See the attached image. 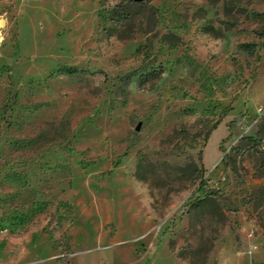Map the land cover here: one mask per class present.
<instances>
[{
    "label": "rangeland",
    "instance_id": "rangeland-1",
    "mask_svg": "<svg viewBox=\"0 0 264 264\" xmlns=\"http://www.w3.org/2000/svg\"><path fill=\"white\" fill-rule=\"evenodd\" d=\"M260 108L264 0H0V264H264Z\"/></svg>",
    "mask_w": 264,
    "mask_h": 264
},
{
    "label": "trees",
    "instance_id": "trees-1",
    "mask_svg": "<svg viewBox=\"0 0 264 264\" xmlns=\"http://www.w3.org/2000/svg\"><path fill=\"white\" fill-rule=\"evenodd\" d=\"M209 1L213 4H216V3L220 2L221 0H209ZM246 47L252 48L251 46H246ZM230 130H231V128H230ZM231 137H232V133L229 135V137H227L225 140H223L222 144L225 143L227 140H229ZM261 144L262 143L260 141H258L257 146H261ZM212 194H213V192L211 191V189L205 184V182H202L200 184L199 190L196 194V200L201 201L203 198H207V197L211 196Z\"/></svg>",
    "mask_w": 264,
    "mask_h": 264
},
{
    "label": "water",
    "instance_id": "water-1",
    "mask_svg": "<svg viewBox=\"0 0 264 264\" xmlns=\"http://www.w3.org/2000/svg\"><path fill=\"white\" fill-rule=\"evenodd\" d=\"M146 0H134L135 3H143L145 2Z\"/></svg>",
    "mask_w": 264,
    "mask_h": 264
},
{
    "label": "built area",
    "instance_id": "built-area-1",
    "mask_svg": "<svg viewBox=\"0 0 264 264\" xmlns=\"http://www.w3.org/2000/svg\"><path fill=\"white\" fill-rule=\"evenodd\" d=\"M259 110H260V112H264V109L263 108H260Z\"/></svg>",
    "mask_w": 264,
    "mask_h": 264
}]
</instances>
